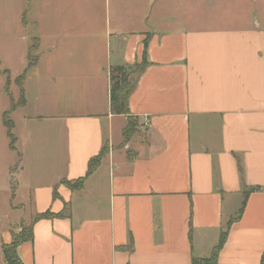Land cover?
<instances>
[{
    "label": "crops",
    "instance_id": "obj_1",
    "mask_svg": "<svg viewBox=\"0 0 264 264\" xmlns=\"http://www.w3.org/2000/svg\"><path fill=\"white\" fill-rule=\"evenodd\" d=\"M112 3L110 44L103 15H84L83 0H12L25 7L22 27L34 25L38 55L24 104L11 113L30 111L11 151L19 159L11 200L21 192L18 204L34 216L70 209L68 218L36 222L17 257L22 264H191L210 257L243 192L257 189L230 224L217 264H261L264 16H216L214 2L205 13L194 3L190 17L179 0ZM116 66L130 71L128 109L140 132L123 147L126 119L110 114ZM103 146L108 154L81 191L61 185L84 177ZM10 239V230L0 234V251Z\"/></svg>",
    "mask_w": 264,
    "mask_h": 264
},
{
    "label": "rangeland",
    "instance_id": "obj_2",
    "mask_svg": "<svg viewBox=\"0 0 264 264\" xmlns=\"http://www.w3.org/2000/svg\"><path fill=\"white\" fill-rule=\"evenodd\" d=\"M180 1L184 3V13L189 17L192 16V10L194 11V7H192L194 3L196 5L199 4V8L197 9H200L201 13H205L208 3L212 2L215 5L221 4L220 6L212 8L216 16H251L256 12L259 16H264V0H179V4ZM97 2L83 0V14L103 15V31H106L107 27L109 32H111L108 42L112 44L114 38L112 34L114 31V23L111 20L108 8L112 12L114 8L113 0H109V5L107 0V4H105L107 5V9L105 5V8L103 7V1L102 6L100 0H97ZM24 9V6L12 4V0H0V234L8 230H10V234H18L22 227H28L35 218L33 213L29 211L30 209L27 205L21 206L18 204L22 200L20 197L21 192H19L18 198H12L11 200L14 189L17 186L15 180L16 175L14 174L18 169L19 159L9 148L6 128L2 124L3 114L10 107H16L19 103V87L16 83L18 77L27 68L28 63L33 62L38 55L37 52L30 49L37 40L36 34H34V25L28 21L22 22L23 28L18 19L19 13ZM255 10L257 11L255 12ZM97 28L99 30V27L94 26V30ZM44 69V66H42L39 71L43 73ZM34 71H30V78V75ZM29 114L30 111L27 109H18L9 116L11 122L14 123V130H12L14 138L21 134L22 128L24 127L22 123L23 117ZM139 133V129L137 128L133 137L139 135ZM115 137L116 134H114ZM20 148H23V144H20ZM124 154L126 153L124 152ZM10 204L11 207L13 206L15 208L10 210ZM1 257L2 253L0 251V261Z\"/></svg>",
    "mask_w": 264,
    "mask_h": 264
},
{
    "label": "trees",
    "instance_id": "obj_3",
    "mask_svg": "<svg viewBox=\"0 0 264 264\" xmlns=\"http://www.w3.org/2000/svg\"><path fill=\"white\" fill-rule=\"evenodd\" d=\"M36 42L32 45L30 48L31 50L36 51ZM36 58L33 62H29L27 65V68L23 71L21 76L18 77L16 83L19 87V103L17 106H12L10 109L5 112L2 116V124L6 128V136L9 139V148L14 151V143L15 138L12 134L13 129V123L9 119L10 114L18 107H21L24 104V92H23V83L26 78L27 71L32 68L35 64ZM146 66V63L143 62L140 66H135L136 75L138 76L143 71L144 67ZM129 69L123 67V66H116L112 67L109 70V80H110V90H109V100H110V114L114 116H124L126 119V126L123 129L122 137L123 142L121 147H123L125 144H127L132 137L135 134V130L138 127L137 121L134 117H132L129 113L128 109V98L129 95L133 89V85L130 83L129 80H127ZM108 154V148L107 146H103L98 153L97 156L91 158L87 163V171L84 177L79 178L73 182H67L62 181L61 185H63L65 188H67L70 192H79L83 188V184L85 180L92 175L100 166L102 161L104 160L105 156ZM240 171V169H239ZM257 189H250L248 191L245 190L243 192V201L242 205L237 212L235 218L231 220L226 227L224 228V232L220 234L218 244L213 248V251L210 255V257L205 259H192L191 264H217V258L219 251L221 250L222 246L225 243L226 240V234L227 231L230 228V224L236 220H238L243 212V209L246 204V200L248 197V194L252 191H255ZM53 200L59 198L56 194V189L53 191ZM70 215V209L67 204L64 205L63 210L58 214H53L50 212H45L42 214H38L35 216V218L32 220V222L29 224L28 227H22L20 233L18 234H11V239L8 244L1 245V252L3 256V262L4 264H22L17 257L16 249L19 245L29 242L32 240V227L33 225L40 221V220H52V219H60V218H68ZM132 244V240H130V245ZM261 264H264V252L262 254L261 258Z\"/></svg>",
    "mask_w": 264,
    "mask_h": 264
}]
</instances>
